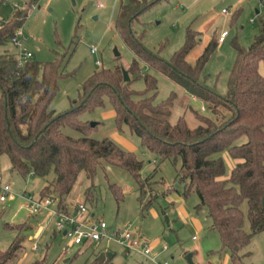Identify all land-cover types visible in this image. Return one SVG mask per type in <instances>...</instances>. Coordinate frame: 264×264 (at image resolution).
<instances>
[{
    "label": "trees",
    "instance_id": "1",
    "mask_svg": "<svg viewBox=\"0 0 264 264\" xmlns=\"http://www.w3.org/2000/svg\"><path fill=\"white\" fill-rule=\"evenodd\" d=\"M157 1L119 0L114 28L133 54L125 68L130 78L123 80L118 64L94 71L81 84L68 109L56 111L51 107L58 79L65 75L60 70V58L19 63L12 53H1L0 154L7 155L11 170L21 176L31 173L45 178L39 193L56 197L60 205L70 202L68 195L80 174L90 179L84 199L91 202L98 168L119 166L139 180L142 160L109 137L90 136L93 125L78 118L80 111L100 106L107 98L118 128L127 125L159 161L179 162L175 175L184 183V192H195L197 207H206L211 227L218 231L232 264H244L247 252L242 249L253 235L264 230V10L259 30L247 47L232 39L235 59L226 92L219 94L200 77L218 38H211L194 62H189L186 56L197 42L193 29L187 28L184 44L169 59L162 58L159 50L147 48L142 33H134V19ZM32 2L16 7L13 15L0 23L1 45L22 26ZM149 68L205 103L207 114L192 109L200 124L189 127L183 115L175 122L169 120L176 93L171 91L155 102L157 79ZM135 77L143 78L142 89L130 87ZM65 126L81 135L66 133ZM224 152L239 159L229 170ZM139 182L142 195L144 182ZM111 186L115 189L114 184ZM246 218L249 230L244 228ZM22 238L17 235L7 248L0 249V264L14 256ZM109 259L108 251L98 250L87 264H106ZM43 261L36 259L31 264Z\"/></svg>",
    "mask_w": 264,
    "mask_h": 264
},
{
    "label": "rangeland",
    "instance_id": "2",
    "mask_svg": "<svg viewBox=\"0 0 264 264\" xmlns=\"http://www.w3.org/2000/svg\"><path fill=\"white\" fill-rule=\"evenodd\" d=\"M15 1L20 8L28 0H0V23L13 15ZM118 2L103 0L104 5L98 6L97 0H37L30 4L21 26L23 44L33 53L32 60L43 63L60 58V70L65 74L58 79V89L51 102L56 111L69 108L81 84L94 71L117 64L126 68L131 61V50L114 28ZM222 8H226L227 13H223ZM256 8L259 13L255 12ZM263 10L260 0H158L138 14L132 29L136 34L142 33L143 44L155 52L159 50L164 59H169L184 44L187 28L193 29L197 32V42L186 56L189 62H194L207 42L217 39L224 30L223 40L218 41L200 74L207 86L223 94L236 53L231 41L236 38L241 46L247 47L259 30ZM91 47H95L93 52ZM14 49L9 40L0 44V54H11ZM148 71L157 79L155 102L165 99L171 91L176 93L169 120L175 122L183 115L189 127L200 124L192 109L207 114L205 103L195 100L161 72L151 68ZM130 87L142 89L143 78L135 77ZM78 118L93 123L90 136L109 137L142 160L139 180L119 166L97 169L92 181L94 199L86 200L97 216L110 227L137 232L149 241L153 252L166 244L167 248L153 264L165 259L168 264H189L185 259L189 252L192 264L209 261L232 264L228 251L222 249L218 231L209 227L206 207H197V194L184 192V183L176 177L178 161L175 164L169 159L159 161L127 125L118 128L114 109L107 98L100 106L80 111ZM63 130L73 136L81 135L67 126ZM0 173L13 194L0 201V249L7 248L17 235L23 236L14 256L5 264H31L42 258L44 264H87L95 257L97 249L105 245L113 252L106 264H149L148 259L134 251L125 253L115 241L93 242L86 250L68 243L66 237L53 231V221L47 212L30 213L26 201L20 197L26 191L37 195L45 178L32 174L21 176L11 170L6 154H0ZM140 180L144 182L142 195ZM113 184L117 190L111 186ZM89 185L90 179L80 174L67 200L85 201L84 190ZM242 207L245 211V203ZM22 223V227L16 228ZM244 228L249 230L247 218ZM33 243L37 248H32ZM242 252H247L244 264H264V230L253 235Z\"/></svg>",
    "mask_w": 264,
    "mask_h": 264
},
{
    "label": "built area",
    "instance_id": "3",
    "mask_svg": "<svg viewBox=\"0 0 264 264\" xmlns=\"http://www.w3.org/2000/svg\"><path fill=\"white\" fill-rule=\"evenodd\" d=\"M264 0H260L263 4ZM17 4V3H15ZM98 6H103V0H97ZM223 13H227L226 8H222ZM225 31L222 30L218 36V40H223ZM23 30L16 29L9 41L15 47L12 55L19 63H24L32 58V52L28 50L24 42ZM95 47H91L93 52ZM99 60H95L98 63ZM31 174V173H30ZM12 194L10 184L4 182L0 173V201H5ZM20 197L26 201V205L30 213L37 214L39 212H47L53 221L55 233H59L68 239V243L88 248L93 242H109L115 241L121 245L125 251H134L144 256L150 261V264L157 262L160 251H154L150 244L142 238L137 232L128 228L110 227L99 216H97L86 204L85 201H73L58 204V199L52 195L33 194L28 191L23 192ZM167 245L163 244L162 249H166ZM32 248H37L36 244H32ZM160 264H168V260H163ZM206 264H214L209 261Z\"/></svg>",
    "mask_w": 264,
    "mask_h": 264
},
{
    "label": "crops",
    "instance_id": "4",
    "mask_svg": "<svg viewBox=\"0 0 264 264\" xmlns=\"http://www.w3.org/2000/svg\"><path fill=\"white\" fill-rule=\"evenodd\" d=\"M37 0H34V2H36ZM34 2H32V4L34 3ZM15 3H17V4H15ZM26 3H27V1L25 2V5H26ZM14 5L16 6V7H18V1H15L14 2ZM255 12L257 13H259V10L256 8L255 9ZM28 49V48H27ZM29 50V49H28ZM33 54V53H32ZM223 156H224V159H225V162L227 161V160H229V167H228V170L231 168V166H233L239 159H237V158H232V157H230V155L227 153V152H224L223 153ZM39 194V193H38ZM206 217H207V219H209V227H211V222H210V218L208 217V215H206ZM213 228V227H212ZM215 229V228H214ZM32 236H29V238H31ZM146 240V239H145ZM147 241V240H146ZM148 243H149V241H147ZM163 246V245H162ZM162 246H160V248L158 249V250H156V251H160V253H161V251H163V250H161L162 249ZM167 248V247H166ZM123 249V248H122ZM97 250H105V251H108V255L111 257L112 256V254H113V252L108 248V247H106V245L105 246H102V247H100V248H98ZM123 251L125 252V253H129L128 251H125L124 249H123ZM137 253V252H136ZM139 254V253H138ZM140 255V254H139ZM191 255H192V253H191ZM142 256V255H141ZM144 257V256H143ZM145 258V257H144ZM145 259H147V258H145ZM166 260V259H165ZM149 264H150V262H149Z\"/></svg>",
    "mask_w": 264,
    "mask_h": 264
},
{
    "label": "water",
    "instance_id": "5",
    "mask_svg": "<svg viewBox=\"0 0 264 264\" xmlns=\"http://www.w3.org/2000/svg\"><path fill=\"white\" fill-rule=\"evenodd\" d=\"M115 54H118V51L116 49H115ZM121 70H122V74H123V80H125V81L129 80L130 77H129L127 70L123 66H121ZM91 124H93V123L91 122ZM263 201H264V199H263ZM185 259L187 260V262L189 264H192L191 252H189L185 255Z\"/></svg>",
    "mask_w": 264,
    "mask_h": 264
}]
</instances>
